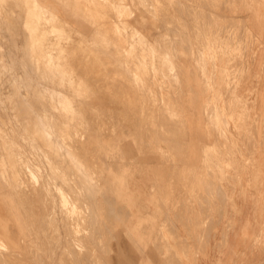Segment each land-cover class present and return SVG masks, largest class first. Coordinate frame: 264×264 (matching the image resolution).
Segmentation results:
<instances>
[{"label": "rangeland", "instance_id": "rangeland-1", "mask_svg": "<svg viewBox=\"0 0 264 264\" xmlns=\"http://www.w3.org/2000/svg\"><path fill=\"white\" fill-rule=\"evenodd\" d=\"M220 1L0 0V264H205L212 246L210 264H222L242 199L232 192L244 187L229 172L257 166L218 152L240 118L213 116L207 166L212 205L232 206L228 228L208 227L220 212L195 226L180 221L188 213L164 222L157 211L173 198L177 207L199 203L190 191L163 188V173L176 168L179 182L186 170L171 141L187 118L180 73L190 6L195 27ZM249 240L262 259L246 263L264 264V225Z\"/></svg>", "mask_w": 264, "mask_h": 264}, {"label": "crops", "instance_id": "crops-1", "mask_svg": "<svg viewBox=\"0 0 264 264\" xmlns=\"http://www.w3.org/2000/svg\"><path fill=\"white\" fill-rule=\"evenodd\" d=\"M217 4L218 9L206 5L196 15L195 27L190 6L188 56L181 64L180 73L183 83L180 105L187 118L182 137L174 136L171 141V145L179 144L173 161L179 157V166L186 170L181 169L179 182L176 168L163 173L168 180L163 188L171 186L173 195L178 190L190 191L189 194L198 195L199 203L203 199L205 204L196 201L188 207L184 204L177 207L173 198V204L160 205L157 211L167 215L164 222H174L176 211L188 213L180 216V221L195 226L208 219V212H220L215 219L210 216L216 223L208 227L228 228L232 206L228 201L212 205L213 173L207 170L216 145L213 116L242 117L235 127L232 123L228 125L226 141L217 145L218 152L222 155L234 151L235 165L245 166L249 159L257 166L256 170L248 166L239 172H229L230 179L241 180L244 187L232 192L242 196L235 204L240 213L232 219L235 223L221 245L219 258L222 264H232L233 259L248 264L250 260L262 259V251L250 248L253 241L249 239H254L257 229L264 225V0H254L250 5L244 0L234 3L221 0ZM235 81L237 86L230 93L228 85ZM247 182L250 186H246ZM163 196L169 197L165 193ZM211 238L220 239V236L211 233ZM205 254L208 256L205 264L207 261L210 264L218 252L212 246Z\"/></svg>", "mask_w": 264, "mask_h": 264}, {"label": "bare ground", "instance_id": "bare-ground-1", "mask_svg": "<svg viewBox=\"0 0 264 264\" xmlns=\"http://www.w3.org/2000/svg\"><path fill=\"white\" fill-rule=\"evenodd\" d=\"M118 1V0H117ZM117 5V4H116ZM16 11V10H15ZM17 17V16H16ZM17 20V19H16ZM8 26V25H7ZM11 26V25H10ZM15 33V32H14ZM13 33V34H14ZM10 34V33H9ZM10 37V36H9ZM14 37V36H13ZM15 44V43H14ZM26 44V43H25ZM111 47V46H110ZM8 49H9V47H8ZM8 56V55H7ZM9 60V59H8ZM11 60V59H10ZM3 64V63H2ZM26 75V74H25ZM121 75V74H120ZM21 77V76H20ZM22 81V80H21ZM25 81V80H24ZM28 81V80H27ZM11 83V82H10ZM17 86V85H16ZM42 87V86H41ZM32 89V88H31ZM14 91V90H13ZM33 92V91H32ZM39 92V91H38ZM48 92V91H47ZM40 93V92H39ZM14 94V93H13ZM23 95V94H22ZM51 95V94H50ZM15 97V96H14ZM18 97H19V95H18ZM19 101H20V99H18ZM28 100V99H27ZM23 101V100H22ZM30 101V100H29ZM162 101V100H161ZM11 102V101H10ZM9 102V103H10ZM12 103V102H11ZM14 103V102H13ZM24 104H25V102H24ZM15 105V104H14ZM25 106L26 107H28L26 104H25ZM67 106V105H66ZM25 107V108H26ZM20 108V107H19ZM29 108V107H28ZM32 109V108H31ZM162 109V108H161ZM27 111V110H26ZM21 112V111H20ZM14 113V112H13ZM25 113V112H24ZM162 114V113H161ZM28 115V114H27ZM34 115V114H33ZM25 116V115H24ZM37 117V116H36ZM35 117V118H36ZM163 119H164V117H163ZM23 120V119H22ZM34 120V119H33ZM167 121V120H166ZM170 121V120H169ZM28 122V121H27ZM33 123V122H32ZM37 123V122H36ZM25 124V123H24ZM42 124V123H41ZM40 124V125H41ZM165 124V123H164ZM35 125V124H34ZM44 127V126H43ZM62 127V126H61ZM34 128V127H33ZM42 129V128H41ZM34 130V129H33ZM33 132V131H32ZM43 132V131H42ZM45 132V131H44ZM48 133V132H47ZM30 134V133H29ZM32 134V133H31ZM35 134V133H34ZM34 134H32V135H34ZM39 134V133H38ZM40 135V134H39ZM136 135V134H135ZM172 135V134H171ZM41 136V135H40ZM39 136V137H40ZM43 136V135H42ZM136 137H137V135H136ZM182 137V136H181ZM43 138V137H42ZM47 138V137H46ZM44 141V140H43ZM48 141V140H47ZM173 142V141H172ZM46 143V142H45ZM169 143V142H168ZM49 144V143H48ZM174 145V144H173ZM170 146V145H169ZM178 146V145H177ZM54 147V146H53ZM55 153V152H54ZM177 155V154H176ZM70 162V161H69ZM71 163V162H70ZM27 168V167H26ZM26 170V169H25ZM27 170H28V168H27ZM29 171V170H28ZM27 171V172H28ZM90 177V176H89ZM84 181V180H83ZM90 186V185H89ZM106 186V185H105ZM150 186V185H149ZM69 187H70V185H69ZM109 188V187H108ZM217 189V188H216ZM86 190V189H85ZM220 191V190H219ZM114 192V191H113ZM216 192H217V190H216ZM87 193V192H86ZM113 194H115V193H113ZM108 195V194H107ZM108 197V196H107ZM76 198V197H75ZM115 198V197H114ZM201 198H203V197H201ZM90 200V199H89ZM107 200V199H106ZM203 201V200H202ZM82 202H84V201H82ZM109 202V201H108ZM157 202V201H156ZM114 203H116V202H114ZM113 204V203H112ZM115 205V204H114ZM113 205V206H114ZM159 205V204H158ZM118 206V205H117ZM203 206V205H202ZM157 207V206H156ZM161 207V206H160ZM119 208H121V207H119ZM206 208V207H205ZM115 209H117V208H115ZM159 209V208H158ZM160 210V209H159ZM2 212V211H1ZM84 212V211H83ZM86 212V211H85ZM179 212V211H178ZM182 212V211H181ZM112 213V212H111ZM116 213V212H115ZM84 214H86V213H84ZM88 214V213H87ZM108 214V213H107ZM114 214V213H113ZM128 214V213H127ZM125 216V215H124ZM175 216V215H174ZM112 217V216H111ZM114 217V216H113ZM112 217V218H113ZM4 218V217H3ZM111 219V218H110ZM209 219V218H208ZM1 220V219H0ZM4 220V219H3ZM5 220H7L6 218H5ZM42 220V219H41ZM92 220V219H91ZM9 221V220H8ZM5 222H7V221H5ZM10 222V221H9ZM111 222V221H110ZM180 222V221H179ZM112 223V222H111ZM208 223H209V221H208ZM4 224L5 223H3V225H2V227L4 226ZM6 226H7V224H6ZM208 226V225H207ZM1 227V228H2ZM111 227V226H110ZM106 228V227H105ZM211 228V227H210ZM9 229V228H8ZM3 230H5V228H3ZM209 230V229H208ZM107 231V230H106ZM14 233V232H13ZM1 235V234H0ZM10 235H11V233H10ZM9 235V236H10ZM125 235H126V233H125ZM100 236V235H99ZM13 237V236H12ZM113 238V237H112ZM11 239V238H10ZM35 239V238H34ZM97 239V238H96ZM112 240V239H111ZM13 241V240H12ZM62 242V241H61ZM22 243V242H21ZM137 245V244H136ZM135 246V245H134ZM74 251V250H73ZM73 254V253H72ZM170 254V253H169ZM6 256V255H5ZM9 256V255H8ZM81 258V257H80ZM84 258H85V256H84ZM16 259V258H15ZM94 259V258H93ZM9 261V260H8ZM85 263V262H84Z\"/></svg>", "mask_w": 264, "mask_h": 264}]
</instances>
